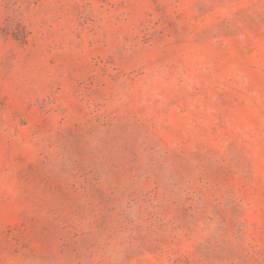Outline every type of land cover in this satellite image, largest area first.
Segmentation results:
<instances>
[{"label":"rangeland","instance_id":"1","mask_svg":"<svg viewBox=\"0 0 264 264\" xmlns=\"http://www.w3.org/2000/svg\"><path fill=\"white\" fill-rule=\"evenodd\" d=\"M0 264H264V0H0Z\"/></svg>","mask_w":264,"mask_h":264}]
</instances>
